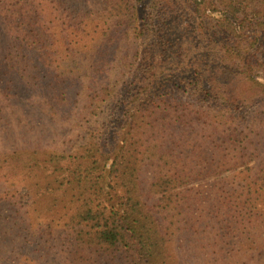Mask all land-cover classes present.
Here are the masks:
<instances>
[{
  "label": "trees",
  "instance_id": "1",
  "mask_svg": "<svg viewBox=\"0 0 264 264\" xmlns=\"http://www.w3.org/2000/svg\"><path fill=\"white\" fill-rule=\"evenodd\" d=\"M34 96L80 132L0 153V223L25 244L58 238L63 264H264V0H0V97Z\"/></svg>",
  "mask_w": 264,
  "mask_h": 264
},
{
  "label": "rangeland",
  "instance_id": "2",
  "mask_svg": "<svg viewBox=\"0 0 264 264\" xmlns=\"http://www.w3.org/2000/svg\"><path fill=\"white\" fill-rule=\"evenodd\" d=\"M77 3L90 11H100L106 6V0H68ZM114 53L127 56L129 59L135 53L138 42L126 36L117 39ZM117 62L120 63L117 57ZM177 93V92H176ZM181 96L180 93H177ZM182 97V96H181ZM192 99V97H182ZM0 111L3 115L0 126V153L19 148L44 147L46 149L68 148L77 142L79 128L73 120L56 119L37 97L28 100L7 101L0 97ZM209 179L208 181H210ZM207 183V182H206ZM196 182L193 186H198ZM203 184V183H202ZM1 187V185H0ZM31 243L25 244L22 237L17 236L6 222L0 223V251L6 259H18L20 252L27 248L33 257L34 264H63L59 252L58 238L28 237ZM182 255V254H181ZM186 259V254L182 255ZM188 263L191 264L190 259Z\"/></svg>",
  "mask_w": 264,
  "mask_h": 264
}]
</instances>
